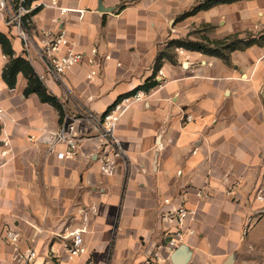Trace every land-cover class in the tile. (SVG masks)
Listing matches in <instances>:
<instances>
[{
    "label": "crops",
    "instance_id": "obj_1",
    "mask_svg": "<svg viewBox=\"0 0 264 264\" xmlns=\"http://www.w3.org/2000/svg\"><path fill=\"white\" fill-rule=\"evenodd\" d=\"M203 1L59 0L47 7L51 0H37L31 8L41 10L31 18L27 53L18 29L8 24L11 9H0V31L65 111L61 123L55 107L37 95L26 97L23 75L10 89L2 79L8 59L0 48V103L12 118L3 133L12 153L0 157L2 261L11 253L3 241L10 227L20 232L24 248H37V264L53 245L63 264H141L154 252L168 255L165 246L179 226L176 210L186 207L196 211L187 220L196 233L175 252L185 247L187 264H264V45L233 52L231 64L169 47L172 40H221L235 33L259 37L264 0L218 5L181 19ZM42 29L65 32L81 52L97 48L94 63L87 58L58 82L38 54L47 41ZM164 50L174 59L162 62L166 82L160 85L159 69L157 87L144 91L147 98L121 118L117 135L126 155L108 175L100 161L108 148L88 116L104 114L142 86ZM65 124L73 127L66 134L76 140L77 155L61 160L57 152L67 144L51 134ZM199 191L206 196L199 198ZM76 230H84L87 253L70 259Z\"/></svg>",
    "mask_w": 264,
    "mask_h": 264
},
{
    "label": "built area",
    "instance_id": "obj_2",
    "mask_svg": "<svg viewBox=\"0 0 264 264\" xmlns=\"http://www.w3.org/2000/svg\"><path fill=\"white\" fill-rule=\"evenodd\" d=\"M25 0H0V9H11L8 16V24L13 25L18 29L19 36L22 39L23 47L27 53L33 46V38L30 35V30L24 27L23 19L31 9H27L24 5ZM59 0H51V3L45 5L47 7L58 6ZM63 14L65 10L60 9ZM42 34L47 38L44 46L40 47L38 54L48 68V71L60 83H65V75L74 66L84 62L87 58L91 64L94 63V58L98 55L97 48H93L89 54L81 52L77 49V43L72 41L65 32L52 34L44 29ZM110 57H108L109 59ZM95 73L93 72L92 75ZM162 69L158 72L160 85H163L166 80ZM147 98L144 91H137L134 95L126 96L119 102L114 104L107 112L100 116L89 115L88 119L95 121L98 125L100 138L107 146V150L102 155L100 161L104 173L113 174L114 163L117 159H122L126 155L125 149L117 135L118 126L121 118L128 108L134 103L142 102ZM1 100V97H0ZM11 120L7 110L0 103V157H7L12 153L11 142L7 137H3L6 123ZM187 120L191 121L192 117L188 116ZM67 128L72 130L70 125H64L56 135L57 142L67 144L65 151L57 152V157L61 160L74 159L77 155V142L73 138H69ZM54 145L50 151L55 152ZM199 198L205 197L206 193L199 191L196 194ZM196 211L180 207L176 210V219L178 222L177 230L169 238L168 244L165 246L168 255L164 256L159 251L154 252L146 261L141 264H167L171 262V255L178 250L184 243L187 236L195 235L196 231L193 227L187 225L189 218H195ZM84 230H76L71 233L72 240L68 244V255L70 259L78 258L87 253V248L83 239ZM4 243L11 249V253L7 260L0 264H37L39 252L35 246L24 248L22 246V235L13 228H7L3 235ZM43 264H63L60 260L59 251L55 250L54 245L50 247L46 259Z\"/></svg>",
    "mask_w": 264,
    "mask_h": 264
},
{
    "label": "trees",
    "instance_id": "obj_3",
    "mask_svg": "<svg viewBox=\"0 0 264 264\" xmlns=\"http://www.w3.org/2000/svg\"><path fill=\"white\" fill-rule=\"evenodd\" d=\"M37 0H25L24 5L27 9H31L33 3ZM240 0H204L192 10L186 12L181 19L194 16L201 11H207L215 6L231 4ZM41 10V6L32 9L23 19L24 27L27 30L31 29V18ZM250 34L247 38H241L238 33L229 35L221 40H210L205 38L203 41L192 40H172L169 47L185 49L193 52H200L206 55L215 56L222 59L225 63L231 64V54L236 51H246L253 46L264 45V31L259 37H253ZM0 48L3 54L7 57L8 61L3 69L2 79L10 89H15L18 84L19 75H23L27 80V86L24 90V95L29 97L37 95L42 103L49 104L55 107L60 115V122L63 123L65 118L64 105L60 99L51 93L46 86L41 76L37 73L32 62L24 55H17L12 39L9 35L0 31ZM164 59H169L171 62L174 60L173 55L169 50L161 51L157 57L155 72L152 77L136 89L132 94L142 90L149 92L157 87L156 73L161 68Z\"/></svg>",
    "mask_w": 264,
    "mask_h": 264
},
{
    "label": "water",
    "instance_id": "obj_4",
    "mask_svg": "<svg viewBox=\"0 0 264 264\" xmlns=\"http://www.w3.org/2000/svg\"><path fill=\"white\" fill-rule=\"evenodd\" d=\"M100 6L102 5V1H100ZM102 11V10H100ZM53 135L52 137L56 138V134H51ZM189 255L187 254V249L185 247H183L182 249H180L179 251L175 252L172 256H171V260L173 262H175L176 264H187ZM225 264H231L230 261H228Z\"/></svg>",
    "mask_w": 264,
    "mask_h": 264
},
{
    "label": "rangeland",
    "instance_id": "obj_5",
    "mask_svg": "<svg viewBox=\"0 0 264 264\" xmlns=\"http://www.w3.org/2000/svg\"><path fill=\"white\" fill-rule=\"evenodd\" d=\"M201 32H202V31L199 30V31H198V35H199ZM252 35H253V34H252ZM252 35H251V36H252ZM248 36H249V35H248ZM171 52H172V51H170V54H172Z\"/></svg>",
    "mask_w": 264,
    "mask_h": 264
}]
</instances>
